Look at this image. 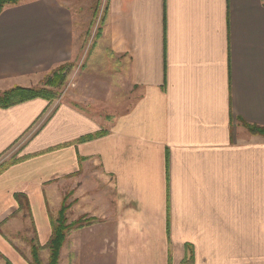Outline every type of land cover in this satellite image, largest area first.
<instances>
[{
    "label": "crops",
    "instance_id": "crops-1",
    "mask_svg": "<svg viewBox=\"0 0 264 264\" xmlns=\"http://www.w3.org/2000/svg\"><path fill=\"white\" fill-rule=\"evenodd\" d=\"M102 28L99 95L91 77L68 76L65 102L0 108V157L28 134L18 156L108 130L0 173V264H29L7 235L14 193L31 214L37 198L43 245L46 190L69 186L76 206L84 177L95 194L78 216L97 220L68 233L59 264H182L185 244L193 264H264V137L243 125L264 126V0H108ZM76 33L73 1L4 8L0 90L71 62Z\"/></svg>",
    "mask_w": 264,
    "mask_h": 264
},
{
    "label": "rangeland",
    "instance_id": "rangeland-1",
    "mask_svg": "<svg viewBox=\"0 0 264 264\" xmlns=\"http://www.w3.org/2000/svg\"><path fill=\"white\" fill-rule=\"evenodd\" d=\"M70 1H73L74 4L75 27L77 33L75 34L74 58L71 62H69L71 66L66 73L64 84L61 87H54V89L60 93L58 98L62 102H65V86L67 84L68 76L70 77L75 76L74 79H76V77L79 76H86L87 79L88 78L90 79L91 77L92 78L91 81L94 82L93 84L94 86L92 87V89L96 92L97 95H99V86H98V82L100 80L99 74L103 72V69L105 70L106 63L102 61H104L105 59L104 57L107 56L104 55L105 52H103L102 49L99 48V43L102 42L103 39L102 26L105 21V12L107 8L108 0H70ZM53 70L54 69L42 74L39 83L34 87L41 86L45 82V80H47V78L51 76ZM65 72L66 71L61 73H65ZM109 89L110 87H107V92L110 95L108 99L114 101L117 98V100H119L121 96L120 92H116L114 90L110 91ZM103 108L104 107L101 106L102 110ZM93 109L98 110L99 106L94 105ZM112 109L114 110V112H116L119 111L121 108L117 106ZM90 110H92V106L90 107ZM105 111L108 112V109L104 108V112ZM102 126L105 127L106 125H102ZM28 135L25 136L22 140L18 141L3 156H1L0 163L8 160L9 158H11V156L15 155L17 149L22 145V143L25 141ZM84 167L85 168L87 167L86 168L87 170L92 169V167L88 168L87 164ZM53 170H54L53 167H48L45 168L43 171L49 174ZM85 175H87V173ZM95 181L98 185L100 179L95 178ZM83 185H84L83 188L77 190L78 191L77 196H79L80 202L78 203V205L70 207L67 212V218L69 221L78 218L79 217L78 213L80 212V210L82 208H87L89 205H91V201H90L91 197L93 194H95L93 191L92 179H87L86 177H84ZM65 186H66L65 184L64 185L58 184L55 187H50L46 190V194L48 195V207L50 209L49 213H51L52 215L56 214V211L61 202V196H63L70 190L69 186L68 187ZM31 200H32L33 219L39 229L38 231L40 235H42L43 227L45 226L44 220L42 218L44 213L38 209L37 198L31 197ZM71 200H73V195H70L68 198V201ZM13 216H16L19 219L20 224L18 228L17 227L11 228L7 235L15 240L14 243L18 246V248L22 249L24 252L29 254V244L27 241L24 240V238L32 237L33 233L30 228V222L28 218H22L21 214L19 213L13 214ZM40 255L43 262H46L47 250H43L40 253ZM1 261L2 260H0V263Z\"/></svg>",
    "mask_w": 264,
    "mask_h": 264
},
{
    "label": "trees",
    "instance_id": "trees-1",
    "mask_svg": "<svg viewBox=\"0 0 264 264\" xmlns=\"http://www.w3.org/2000/svg\"><path fill=\"white\" fill-rule=\"evenodd\" d=\"M22 1L24 0H0V12L8 6L19 4ZM70 66L71 64L69 62L56 66L52 71L51 76H49L41 86L24 87V86L16 85L8 89H5L3 91H0V108H8L15 104H19L34 98H43L45 100H48L49 102H52L53 100L57 99L60 94L58 91L54 89V87H61L64 84L66 73L69 70ZM64 71L66 72L61 73ZM51 114L48 116L47 120L51 117ZM243 125L247 128V130L250 133L264 137V126L251 125L245 122L243 123ZM42 126L43 125H40L38 129H40ZM107 133L108 130L101 129L99 131L82 135L71 142H65L60 145L47 148L37 153L26 154L22 156H18L17 155L18 151H17L15 155L11 156V158L0 163V173H2L8 167L16 163H19L23 160H26L27 158L45 152H50L58 148H63L65 146H68L69 144H74V143L77 144V143L91 141L93 139L102 137ZM78 159L80 161L83 158L78 157ZM70 195H72L71 190H69L66 194L62 196L60 205L55 215H52L48 211L51 234L47 242L41 245L37 239V232L35 230V225L33 222V217L31 214V209L27 195L20 192L14 193L13 197L17 202L18 207L13 214L19 213L21 214L22 218H28L30 222V228L33 233L32 237L24 238V240L27 241L29 244V256L27 257V261L29 264H59L60 252L62 246L65 243L68 233L72 230L80 229L96 222L97 219L95 217L88 216L86 214L80 215L75 220L72 221L68 220L67 212L75 201V200L68 201ZM167 235H168V225H167ZM43 250H47L46 262H43V260L41 259L40 253ZM182 264H193V252H192V246L190 244H185V257L182 261Z\"/></svg>",
    "mask_w": 264,
    "mask_h": 264
}]
</instances>
